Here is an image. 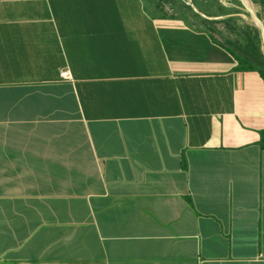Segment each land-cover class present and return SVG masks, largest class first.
Here are the masks:
<instances>
[{"label":"crops","instance_id":"crops-1","mask_svg":"<svg viewBox=\"0 0 264 264\" xmlns=\"http://www.w3.org/2000/svg\"><path fill=\"white\" fill-rule=\"evenodd\" d=\"M263 130L184 16L0 0V264H264Z\"/></svg>","mask_w":264,"mask_h":264},{"label":"rangeland","instance_id":"rangeland-1","mask_svg":"<svg viewBox=\"0 0 264 264\" xmlns=\"http://www.w3.org/2000/svg\"><path fill=\"white\" fill-rule=\"evenodd\" d=\"M252 1L254 5H250L251 9H249L240 0H145L153 13L185 15L196 26L206 28L222 41L242 40L243 26L249 24L258 27L256 25L257 22L259 23L258 18L264 22V12L259 0ZM199 16L209 22L202 21Z\"/></svg>","mask_w":264,"mask_h":264},{"label":"trees","instance_id":"trees-1","mask_svg":"<svg viewBox=\"0 0 264 264\" xmlns=\"http://www.w3.org/2000/svg\"><path fill=\"white\" fill-rule=\"evenodd\" d=\"M259 3L261 4L264 12V0H259ZM162 15H168V13L164 12ZM182 16L186 18L187 22L191 26L195 27L198 30H204L208 32L213 42L226 48L237 60L241 69L257 70L264 81V52L262 49L261 31L258 27H253L252 25L246 24L241 28L242 40L228 39L227 41H222L216 38L206 28L196 26L190 19L187 18V16ZM199 19L206 23L209 22L203 17L200 18V16ZM260 144L264 149V130L261 133Z\"/></svg>","mask_w":264,"mask_h":264},{"label":"water","instance_id":"water-1","mask_svg":"<svg viewBox=\"0 0 264 264\" xmlns=\"http://www.w3.org/2000/svg\"><path fill=\"white\" fill-rule=\"evenodd\" d=\"M242 1L243 3H245L249 9L250 8V5H254V2L252 0H240ZM259 19V23L257 22L256 25H258L259 29L261 30V36H262V49H263V52H264V22L262 19L258 18Z\"/></svg>","mask_w":264,"mask_h":264},{"label":"built area","instance_id":"built-area-1","mask_svg":"<svg viewBox=\"0 0 264 264\" xmlns=\"http://www.w3.org/2000/svg\"><path fill=\"white\" fill-rule=\"evenodd\" d=\"M60 75L63 79H66V80H73V76H72V73L71 71L69 70V68H62L60 70Z\"/></svg>","mask_w":264,"mask_h":264}]
</instances>
